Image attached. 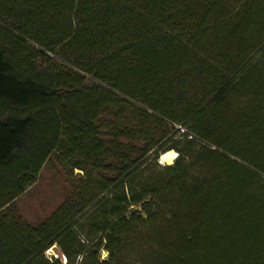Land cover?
<instances>
[{
	"label": "trees",
	"instance_id": "trees-1",
	"mask_svg": "<svg viewBox=\"0 0 264 264\" xmlns=\"http://www.w3.org/2000/svg\"><path fill=\"white\" fill-rule=\"evenodd\" d=\"M0 264H264V0H0Z\"/></svg>",
	"mask_w": 264,
	"mask_h": 264
},
{
	"label": "rangeland",
	"instance_id": "rangeland-1",
	"mask_svg": "<svg viewBox=\"0 0 264 264\" xmlns=\"http://www.w3.org/2000/svg\"><path fill=\"white\" fill-rule=\"evenodd\" d=\"M159 164L163 166L167 165L162 160L159 161ZM64 190L65 186L63 178L45 168L41 172L36 185L20 197L16 201V205L19 211L27 219H42L61 202ZM46 255L48 257L59 256L57 250L54 248L48 250Z\"/></svg>",
	"mask_w": 264,
	"mask_h": 264
},
{
	"label": "bare ground",
	"instance_id": "bare-ground-1",
	"mask_svg": "<svg viewBox=\"0 0 264 264\" xmlns=\"http://www.w3.org/2000/svg\"><path fill=\"white\" fill-rule=\"evenodd\" d=\"M175 158H176V153L173 151H170V152L162 155L160 160H162L167 165H172Z\"/></svg>",
	"mask_w": 264,
	"mask_h": 264
},
{
	"label": "built area",
	"instance_id": "built-area-1",
	"mask_svg": "<svg viewBox=\"0 0 264 264\" xmlns=\"http://www.w3.org/2000/svg\"><path fill=\"white\" fill-rule=\"evenodd\" d=\"M182 131V130H181ZM55 258H57L56 256H54ZM63 261H64V259H63Z\"/></svg>",
	"mask_w": 264,
	"mask_h": 264
}]
</instances>
